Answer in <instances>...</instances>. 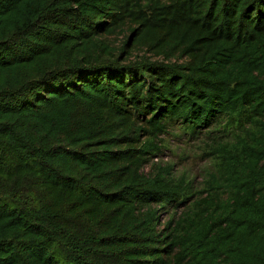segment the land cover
I'll return each mask as SVG.
<instances>
[{
	"label": "trees",
	"instance_id": "16d2710c",
	"mask_svg": "<svg viewBox=\"0 0 264 264\" xmlns=\"http://www.w3.org/2000/svg\"><path fill=\"white\" fill-rule=\"evenodd\" d=\"M0 264H264V0H0Z\"/></svg>",
	"mask_w": 264,
	"mask_h": 264
},
{
	"label": "rangeland",
	"instance_id": "374dc122",
	"mask_svg": "<svg viewBox=\"0 0 264 264\" xmlns=\"http://www.w3.org/2000/svg\"><path fill=\"white\" fill-rule=\"evenodd\" d=\"M221 134V133H216ZM162 151L150 157L147 170L152 165L173 167L176 176L183 175L193 183V190L200 188L208 171L212 168L213 161L209 157L208 145L210 138L207 133H200L197 137H191L178 123H171L168 132L160 136ZM222 139H226L223 137ZM182 208L171 207L164 213V219L167 220L177 211L180 213Z\"/></svg>",
	"mask_w": 264,
	"mask_h": 264
}]
</instances>
